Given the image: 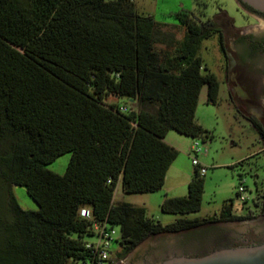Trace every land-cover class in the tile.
Returning a JSON list of instances; mask_svg holds the SVG:
<instances>
[{"label":"trees","instance_id":"16d2710c","mask_svg":"<svg viewBox=\"0 0 264 264\" xmlns=\"http://www.w3.org/2000/svg\"><path fill=\"white\" fill-rule=\"evenodd\" d=\"M176 18L186 33L169 53L156 48L160 24L139 15L131 0H0V178L24 187L37 205L23 210L8 192L0 264L84 262L94 225L118 228L114 243L123 255L148 236L211 223L181 217L162 225L144 208L113 200L118 184L124 193L162 188L177 156L164 141L168 131L210 138L195 110L203 86L206 101L216 102L219 83L198 48L216 34L226 58L223 35L186 11ZM109 96L118 102H106ZM66 153L63 174L47 168ZM203 184L195 170L187 194L164 198L161 212H198ZM260 197L264 212V181ZM242 218L231 201L219 214L222 221Z\"/></svg>","mask_w":264,"mask_h":264},{"label":"rangeland","instance_id":"374dc122","mask_svg":"<svg viewBox=\"0 0 264 264\" xmlns=\"http://www.w3.org/2000/svg\"><path fill=\"white\" fill-rule=\"evenodd\" d=\"M135 11L142 16H151L159 23L155 31L156 48L172 53L183 39L184 26L179 24L176 14L186 11L197 21H212L221 31L226 58L221 54L217 35L200 42L198 55L207 69L217 77L219 87L216 102L206 101V87L202 88L195 110V121L210 134V138H190L170 130L166 142L177 150V156L170 164L164 186L154 192L124 193L117 185L113 194L115 203L126 202L144 208L145 217L168 224L177 218H205L208 224L179 232L148 236L121 255L116 243L110 246L111 264H159L171 256H192L215 249L234 247L240 240H246L253 233L264 231V219L260 216V202L256 200L264 181V138L253 128V119L264 129V100L259 94L248 95L249 101L262 109L255 112L248 101L239 96V91L247 92V86L261 87L264 84V54L257 52L248 57L244 50L245 36L259 34L264 30V21L253 17L236 0H131ZM242 38V41H240ZM238 87L240 90H238ZM106 102H118L109 96ZM126 105L138 110L137 104ZM249 105V104H248ZM194 142L202 148L198 161L205 168L201 207L198 212L185 215L162 213L160 204L166 197L185 196L187 184L195 170L188 153ZM70 154L59 156L47 168L63 174ZM243 181L245 202L238 197V186ZM23 210H36L37 205L28 197L22 186L8 185L0 178V227L11 220L8 207V192ZM232 202V213L243 216L231 221L219 220V214L226 203ZM216 220V221H215ZM118 232V228H115ZM119 234V232H118ZM85 241H95L94 236ZM204 255V254H203Z\"/></svg>","mask_w":264,"mask_h":264},{"label":"water","instance_id":"95a60500","mask_svg":"<svg viewBox=\"0 0 264 264\" xmlns=\"http://www.w3.org/2000/svg\"><path fill=\"white\" fill-rule=\"evenodd\" d=\"M236 1L239 6H247L264 13V0ZM159 264H264V242L257 245L219 248L201 256H171Z\"/></svg>","mask_w":264,"mask_h":264},{"label":"built area","instance_id":"2783aa9c","mask_svg":"<svg viewBox=\"0 0 264 264\" xmlns=\"http://www.w3.org/2000/svg\"><path fill=\"white\" fill-rule=\"evenodd\" d=\"M124 110L123 107L120 108ZM188 153L191 155V163L197 169L199 175H203L205 172L204 166L198 161V154L203 153L202 148L194 142L190 145ZM246 189L243 185V181L238 186V197L241 202H245L247 198L244 196ZM80 214L84 217H89V211L81 209ZM95 241L87 242L85 247L90 250V257L84 262L77 264H107L110 255V246L119 237V234L115 228H108L104 225H94Z\"/></svg>","mask_w":264,"mask_h":264},{"label":"flooded vegetation","instance_id":"af4514ba","mask_svg":"<svg viewBox=\"0 0 264 264\" xmlns=\"http://www.w3.org/2000/svg\"><path fill=\"white\" fill-rule=\"evenodd\" d=\"M249 11L253 14V17L255 16L264 21V13H260L254 10H249ZM243 40L245 41L244 50L247 51L248 57L256 54L257 52H261L264 54V30L260 32L259 34H251L249 36H245ZM240 41H242V38H240ZM261 73L262 75H264V63H263V69L261 70ZM247 87H248L247 92H243V91L238 92L239 96L244 101H248L249 105L247 104V106H251L255 112L261 114L262 109L258 107L257 105H255L254 103H252L251 101H249L248 95H253L256 93V94L261 95L262 100H264V84L261 87L251 85V84ZM238 90H240L239 87H238ZM256 200L261 202V197L259 196ZM259 212H260V216H262L264 219V212L261 210V207L259 209ZM263 242H264V231H262L260 234L253 233L251 237H248V239L246 240H240L238 244L239 245H257ZM203 254H205V252L202 254H196L192 256H201Z\"/></svg>","mask_w":264,"mask_h":264},{"label":"crops","instance_id":"0c3cea01","mask_svg":"<svg viewBox=\"0 0 264 264\" xmlns=\"http://www.w3.org/2000/svg\"><path fill=\"white\" fill-rule=\"evenodd\" d=\"M165 25H168V26H173V27H177V26H179L180 24H165ZM181 26V25H180ZM203 87H206V86H203ZM202 87V88H203ZM202 88H201V91H202ZM201 91H200V94H199V96L201 95ZM198 100H199V98H198ZM166 136H167V134H166ZM166 136H165V138H164V141L166 142ZM168 145H170V146H172V147H174L172 144H170V143H168V142H166ZM165 180H166V176H165ZM164 184H165V181H164ZM164 184H163V186H164ZM119 185V184H118Z\"/></svg>","mask_w":264,"mask_h":264}]
</instances>
